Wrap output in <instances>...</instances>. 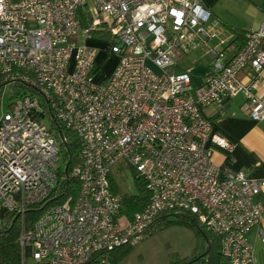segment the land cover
<instances>
[{
    "label": "built area",
    "instance_id": "obj_1",
    "mask_svg": "<svg viewBox=\"0 0 264 264\" xmlns=\"http://www.w3.org/2000/svg\"><path fill=\"white\" fill-rule=\"evenodd\" d=\"M96 31L117 42L109 49L117 63L100 81L98 48L75 40ZM225 39L200 0H0V95L15 87L0 115V218L44 201L57 186L64 170L51 121L81 141L79 162L61 175L76 179L78 192L22 228L21 264L26 257L30 264H110L106 254L140 244L159 215L185 211L222 238L228 264H255L248 233L255 228L264 239V179L214 161V151L230 155L233 144L202 110L242 93L243 110L264 121V96L256 92L264 21L241 48ZM177 49L208 58L201 85L189 70H173ZM247 70L245 83L239 75ZM120 160L148 195L131 217L109 181Z\"/></svg>",
    "mask_w": 264,
    "mask_h": 264
},
{
    "label": "crops",
    "instance_id": "obj_2",
    "mask_svg": "<svg viewBox=\"0 0 264 264\" xmlns=\"http://www.w3.org/2000/svg\"><path fill=\"white\" fill-rule=\"evenodd\" d=\"M200 1L211 13V20L216 22L219 36H228L229 41L235 39V34L232 33L234 30L257 29L264 21V0ZM191 55L194 58L190 59V63H195L192 68H184L177 63L173 70H189L192 84L199 86L208 73V58L200 49ZM117 60L116 56L115 65ZM239 78L245 83L248 82V70L240 73ZM258 84L256 92L262 97L264 96V71L259 76ZM244 102L245 97L240 93L233 98L225 97L220 102L203 108V115L211 121L214 130L233 144L230 161L224 163L228 155H224L221 151H214L213 159L219 165L224 164L233 170L244 171L250 178L264 179V121L251 119L242 108ZM258 199L264 204V195H259ZM261 228L264 231V218L261 221ZM248 239L253 246L255 264H264V239L255 228L249 231Z\"/></svg>",
    "mask_w": 264,
    "mask_h": 264
},
{
    "label": "trees",
    "instance_id": "obj_3",
    "mask_svg": "<svg viewBox=\"0 0 264 264\" xmlns=\"http://www.w3.org/2000/svg\"><path fill=\"white\" fill-rule=\"evenodd\" d=\"M247 31L234 30L235 34L233 42L236 43L237 48H241L245 43ZM109 35L104 31H96L94 34ZM175 71H181L176 69ZM52 129H55V138L59 144L60 156L64 163V171L58 173V184L53 192L42 202L27 205L22 213L5 212L1 219L3 220L0 226V264H21V252L18 244V238L22 228L32 225L40 217V215L50 206L62 203L68 196H75L79 189V182L74 178H61L62 174H68L71 168L79 162V153L81 150L80 139L72 132L64 129L58 122L51 121ZM67 137V142L61 141L63 137ZM230 161L228 155L226 161ZM138 194H121L117 183L112 174H109V181L114 192L120 193L122 198V212L132 216L133 213L140 211L148 201V195L143 183V180L136 178ZM180 226L187 228L198 236L205 239L206 246L202 254L185 262L181 260V264H228L221 252L222 238L213 235L206 230L200 218L190 212H165L154 219L146 236L143 240L154 235L157 231L169 227ZM137 246V245H136ZM135 246H121L108 252L105 259L110 264H118Z\"/></svg>",
    "mask_w": 264,
    "mask_h": 264
},
{
    "label": "rangeland",
    "instance_id": "obj_4",
    "mask_svg": "<svg viewBox=\"0 0 264 264\" xmlns=\"http://www.w3.org/2000/svg\"><path fill=\"white\" fill-rule=\"evenodd\" d=\"M225 38L229 40L228 36ZM75 40L78 43H86L98 48L94 80L100 81L102 78L110 76L114 69L116 56L109 54V49L112 43H117L116 38L97 33L91 39L85 41L84 37L77 35ZM195 51L189 49L188 53L185 54L181 49H177V63L184 68H192L195 63H190V59L194 58L191 54ZM14 88V86H10L2 91L0 95V115L6 112L8 104L12 101L10 93L15 91ZM48 126H50L49 122ZM58 164L60 169L64 170L65 166L61 156ZM111 174L121 194H138L140 192L134 178V170L125 160L117 162L112 167ZM2 223L3 220L0 218V226ZM204 243L206 242L202 236L196 235L187 228L173 225L163 228L154 235L142 240L118 264H181L183 259L188 262L190 259L202 254L206 246H204ZM25 260L26 264H30L32 261L30 257H26Z\"/></svg>",
    "mask_w": 264,
    "mask_h": 264
}]
</instances>
